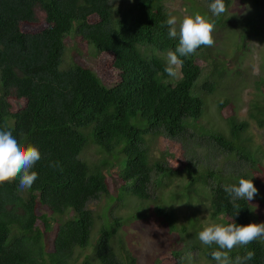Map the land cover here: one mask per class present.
Masks as SVG:
<instances>
[{
  "label": "trees",
  "instance_id": "16d2710c",
  "mask_svg": "<svg viewBox=\"0 0 264 264\" xmlns=\"http://www.w3.org/2000/svg\"><path fill=\"white\" fill-rule=\"evenodd\" d=\"M224 3L229 6L232 0ZM254 6L244 18L226 11L212 16L209 5L200 1L184 4L188 14L200 12L215 20L213 38L215 32L236 28V49L244 53L254 39L264 38V0H254ZM132 10L119 13L112 0H0V128L14 124L26 134V143L42 153L30 188L19 189V178L0 183V264H137L121 233L125 222L151 227L168 243L154 264H178L195 248L211 257L218 246L203 249L198 238L203 222L196 212L193 229L180 224L172 205L177 199L190 206L198 200L202 210H209V220L253 222L251 202L233 201L224 190L251 174L255 185L264 184V150L254 145L249 120H241L230 98H222L216 105L226 128L200 124L207 105L203 91H215L226 69L212 49L200 46L181 57L179 81L165 79V55L179 42L168 36L165 0H134ZM69 40L78 50L88 47V55L97 48V73L74 60L65 65ZM207 56L213 58L209 72L204 70ZM254 86L251 119L261 128L264 74ZM200 133L212 136L233 157L238 169L231 179L219 170L202 173L195 167L186 168L187 181L177 182L183 167L195 162L190 155L186 166L182 151L166 136L194 140ZM148 135L156 138L154 144ZM88 143L97 147L99 159L83 157ZM156 144L162 158L151 153ZM114 160L122 167L118 172L110 170ZM216 175L221 181H215ZM150 184L158 185L155 200L142 211L133 209L134 198L149 200ZM167 190H175L173 198L163 196ZM93 198H100L97 212L87 206ZM68 209L74 212L71 220L64 219ZM95 227L98 235L92 238ZM249 250L255 255L247 264H264L260 240L235 247L229 255L234 260Z\"/></svg>",
  "mask_w": 264,
  "mask_h": 264
},
{
  "label": "clouds",
  "instance_id": "9594fccd",
  "mask_svg": "<svg viewBox=\"0 0 264 264\" xmlns=\"http://www.w3.org/2000/svg\"><path fill=\"white\" fill-rule=\"evenodd\" d=\"M209 9L212 16H220L226 11V5L224 3V0H212V2L209 4ZM166 24L168 26L169 38L174 39L178 37V41H179L175 50L169 51L165 55L167 58L166 65L164 68L165 74H167V77H165V79L175 84V82L179 81L184 75L182 71L183 60L181 59V57H188L190 55L195 54L200 46H207V48L210 49H212V47L214 46V39L212 34L215 29V20L211 19L210 17L200 12L187 14L182 19H178L177 16L169 13L166 19ZM85 47L86 46H83V49H86ZM94 56L96 58L95 59L96 69L94 70L93 68V70L97 73L99 68L98 67L99 58L97 54L95 55V53ZM221 66L224 69H226L227 67L226 64H221ZM237 71L240 72V70H236L234 72L235 75L239 73ZM218 88L215 90V92L218 90ZM203 92L207 99L209 97L208 95L213 93L214 91L213 92L203 91ZM252 111H253V106L251 102V107L249 112L250 126L247 127L249 129V132H250L251 124L254 123V121L251 119ZM237 116L239 117L238 114ZM206 117L207 115L205 114L203 118ZM203 118L200 119V124L204 126H208L207 124L202 123ZM240 119L248 120L246 118H240ZM254 125L256 124L254 123ZM256 127L260 128L257 125ZM261 128L264 129V127ZM200 136L202 137L201 133ZM149 137L153 138L154 136L148 135V138ZM166 138L174 143L173 147L178 149L175 145V141L180 138L172 139L169 136H166ZM202 138L210 142H213L214 146H216L219 152H222L227 157H231V155H228L227 152L220 150L221 148H219V146L216 145L215 141L212 140L213 138L212 136L208 135ZM26 141H27L26 134L23 133L22 131H17L14 124H5L2 128H0V183H3L5 181H12L19 178V189L23 190L26 188H30L33 185V183L37 180L38 173L35 170H33V168L34 165L41 159L42 153L36 145L32 143H26ZM151 142L152 144H154V142H156V138L154 137L151 140ZM254 145H258V144L254 142ZM158 149L161 152L158 158H162V151L160 150L159 147ZM192 149H193L192 147H189L186 151L182 152L184 155L183 161L187 166L188 161L192 158L190 155H193L195 163H191L190 165L188 164L189 165L188 167H183L185 168L184 172L180 176L175 177L177 182L187 181L188 178L190 177L189 175L190 171L188 172L186 168L192 170L193 168L196 167V169L202 171V173L204 169H209V168H212L214 170H221L223 172L222 174L226 176L227 179L228 178L231 179L232 172H235L238 169L235 167L236 162H234V160L233 163L230 165L232 166L231 168H225L219 165H216V167L207 166V163H204L203 161H198V156L196 155L195 151ZM171 161H175V160L172 159ZM115 163L118 164V161L114 160L113 165L110 166L111 168L110 170L112 172H118L122 168L121 165L118 164L120 168L117 171L114 170V167L116 166ZM52 166L56 167V164L53 163ZM253 180H254L253 174L249 175V177H241L238 180V183H236L235 185L226 186L224 190L231 196L233 201L242 199V200H246L247 202H251L253 209L252 200L258 194L259 186H261L259 189L264 188L263 187L264 184H262V182H260L259 184H262L263 186L257 184L255 185L253 183ZM156 185L150 184L149 194L151 197L149 198V200H145V199L141 200L139 198H134L135 200L134 203L137 204L138 201H141L144 202L146 206L147 204L148 205L152 204V201L155 200V198L157 197V192L159 191L158 189L155 188ZM179 185L180 183H178V186ZM26 190H24L25 193L27 192ZM175 190L172 191L167 190V192H165V195L163 194V196L167 198V195H172V193ZM93 199H98V198H93ZM93 199H90L88 203ZM193 202L195 206H190L188 204V201H186L185 199H177L175 202H172V205L177 209V214L179 217L180 224L183 226L187 225L185 224V221L187 219H192L194 217L193 215L194 212H196L197 219H199L200 222H203L201 231L198 233V238L203 244V249H207V247L216 245L218 246V250H214L210 253L212 257L211 258L208 255H207L208 257L206 256V254H209L206 251L203 252L200 250V248H195L190 252L184 253L178 260V264H247L248 261L254 258L255 253L253 250L247 251L243 256L237 255L234 260L231 258L229 254L235 247L246 246L252 243L253 241L260 240L264 243L263 240L264 223L252 222L248 224H237L233 221L224 224L221 222V220L223 219L221 218L220 220L219 217L213 220L215 222L214 223L211 220H209L210 217L209 210H208L207 218H204V215L199 216V212L203 210L199 205L198 200H195ZM209 206H210V202H207L206 207L209 208ZM233 207L236 208L237 211L240 209V206L235 203H233ZM142 208L143 207H140L139 209L142 211ZM252 215L253 212L251 213V217ZM66 216H68V218H66ZM73 217H74L73 210L68 209L65 212L64 219L71 220L73 219ZM208 221L209 224L205 225V223ZM146 227L148 226H145V228ZM97 229L98 227H95L92 231L94 232V234H96V236L98 235ZM96 236L93 235V238ZM192 252H198L200 254L201 260L198 262H194L191 254Z\"/></svg>",
  "mask_w": 264,
  "mask_h": 264
},
{
  "label": "rangeland",
  "instance_id": "374dc122",
  "mask_svg": "<svg viewBox=\"0 0 264 264\" xmlns=\"http://www.w3.org/2000/svg\"><path fill=\"white\" fill-rule=\"evenodd\" d=\"M197 1L208 5L210 4L209 0H165V3L172 15L177 16L178 19H182L185 15L188 14L187 10L184 8V4L186 2L196 3ZM112 3L115 10H120L119 13L123 15H125V13L127 12L130 13L133 11L132 7L134 5V0H112ZM254 8V0H232V3L229 6H226V14L238 13L245 18L247 14L254 11ZM258 20H260V18H258L257 21ZM215 33L216 35L215 38H213L214 46L212 47V50L219 58V62L221 64H226L227 74L221 81L218 90L208 95L209 97L206 99L207 117L202 119V123L207 124L208 126H218L219 128H225L226 121L216 105V102L219 99L230 98L234 107V112L237 113L240 118H246L248 120L250 119L249 112L251 102L254 97V83L255 80H257L262 74H264V38L254 39L252 41L253 45L251 49L248 50L247 53H244L238 52L236 49L238 47V41L240 39L239 33L237 32L236 28L226 29L225 31ZM94 47L92 48L98 55V50L96 47V49ZM85 48L89 52V49L87 47ZM67 49V54L65 53L64 56L65 65L67 62L74 60L75 63L83 64L91 69L94 68V70L96 69V58L94 54L90 53L88 55L86 53V50H81V48L80 50H78L77 48H75L71 40L68 41ZM212 60L213 58L207 56V63L204 69L205 72H209L211 70V64L209 62H211ZM229 62L235 64L230 65L228 64ZM236 70H240V72L235 75L234 72ZM189 132L192 131L189 130ZM250 132L253 136L254 142L262 146V149L264 150V129L257 128L256 125L252 123ZM90 144L91 143H88V145L84 149L83 157L90 161H95L99 159L101 153L98 151L96 146ZM175 145L182 152L186 151L189 147H192V150H194L196 155L198 156V161L207 163V166L216 167V165H219L225 168L232 167L230 165L233 163V157L225 156L222 152H219L216 146H214L213 142L205 140L201 136H197L194 140L190 138L188 140L178 139L175 141ZM151 153L155 154L157 157H159L161 154L157 145H153V150L151 151ZM117 155L119 154L116 153L114 155V158ZM261 156L264 158V151L263 154L261 153ZM120 157H123V159L125 160L123 155ZM168 159L169 161H171L173 158L172 156H169ZM115 164L116 166L114 167V170L117 171L120 166L117 163ZM262 164H264V161ZM260 169L263 172L264 165H261ZM219 171L220 173H223L221 170ZM214 178L215 181H221L219 177H217V175L214 176ZM170 197H172V195ZM174 197L177 198L179 196ZM252 201L253 222L264 223V188H258V194ZM99 205L100 199H93L88 203V207L95 212H97ZM131 207L133 209H135V207H143L145 209L147 208V206L144 205V202L141 201H138L137 204L131 205ZM200 215H204V218H207L208 210L204 208L203 211L199 212V216ZM66 218H68V216H66ZM190 221L191 219H187L185 221V224L193 229L194 224H191ZM211 221L214 222L213 220ZM207 224H209V221L205 223V225ZM121 233H123V236L128 242L129 247L133 249L134 254L137 257V264H154L155 259L159 255H162L165 251V248L167 249L168 247V243L165 240L160 241L159 235L151 230V227L142 228L138 226L137 223L134 224L132 222H125ZM93 235L96 236L94 232H92V238ZM87 251L90 252V250ZM191 254L194 262H198L201 260L200 254L198 252H192Z\"/></svg>",
  "mask_w": 264,
  "mask_h": 264
}]
</instances>
